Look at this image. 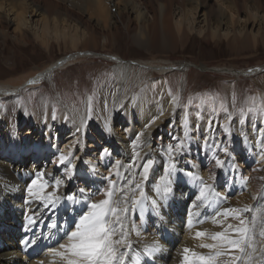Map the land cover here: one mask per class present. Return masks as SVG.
<instances>
[{
  "label": "bare ground",
  "instance_id": "1",
  "mask_svg": "<svg viewBox=\"0 0 264 264\" xmlns=\"http://www.w3.org/2000/svg\"><path fill=\"white\" fill-rule=\"evenodd\" d=\"M108 1L111 11L112 8L115 10L108 13L107 17L111 15L108 18L111 22H116L117 16L123 12L133 16L138 26L133 32V39L141 47L147 45L151 34L155 37L161 34V39L166 35L171 36L174 41H178L183 35L184 26L199 34L210 31L213 38L222 32L232 46H235L237 41L239 46H245L249 42V37L256 44L259 37H264V13L249 0H242L241 6L237 0H215L217 7L208 13L200 6L198 8V5L187 7L178 5L171 12L175 34L170 29L161 27L169 14L167 2L164 0H157L158 14L154 23L150 22L146 7L139 1ZM26 10L19 12L10 4L0 3V13L8 25L15 26L19 31L27 28L35 38L47 42V36L51 33L49 30H53L64 40L69 39L74 49L86 40V32L79 30L75 24H69L65 19H61L63 23L49 24L39 7H28ZM48 27L51 29L48 30ZM47 45L48 43L45 46ZM93 54L94 51H74L32 73L19 84L0 83V99H9L24 88L41 81L50 82L55 71ZM103 56L114 62L113 74L117 92L111 98L109 95L111 93L103 90L99 98L97 96L98 104L96 106L92 104L90 119L87 112L90 95L80 106L62 105L58 112L53 103L44 105L43 98L38 99L31 115L20 111L18 108L21 107L18 106H15V114L8 106H2L0 109V264H66L64 258L57 256L56 252L63 251L60 245L68 242L65 232L70 230L78 214L86 209L83 204H72L64 199L55 208L45 207L44 201L29 196L28 186L38 171L46 173L45 179L49 182L46 191H51V185L57 179H61L63 180V185L59 189L61 195L75 193L79 196L78 190L84 188L86 194L93 200H98L95 198L94 189L102 184L105 174L112 175L117 188H123L131 199H140V191L136 189V185L142 186L148 208L155 212L156 221L144 228L138 227L136 222L138 208L132 210L131 199L129 200L125 231L131 248L126 264H136L137 259L139 264H185V255L191 260L192 253L208 256L214 255L217 250L225 253L229 249L227 247L209 249L200 246L218 243L212 240L211 236L225 231L228 225L234 226L237 222L229 215V217L223 215L225 209H231L230 201L228 202L224 195L229 193L228 190L223 194L216 186L218 184L206 179L213 170L204 167L198 158H192L195 154L192 156L189 154L187 157L183 152V143L187 139L201 146V151L204 150V146H210L209 142L214 141L211 159L214 162L217 159L221 160L228 170L232 168L235 155L230 153L229 156L228 147L224 145L227 140L219 134L214 127V120L207 118L205 112L198 113L196 109L191 110L190 107L189 110L183 106L177 107L172 104L171 96L166 95L156 101H154L156 97L153 96V101L148 104L145 100L152 97L153 91L149 95L139 92L137 98H134L133 92H129L135 86L139 88L143 81H147V74L150 76L153 73L162 74L174 68L186 71L190 68V63L156 58L124 60L119 55L112 54ZM257 69L260 67L247 71L252 73ZM221 70L235 76L247 72L231 68ZM30 80L37 82L30 84ZM260 99L261 105L264 106V92ZM22 107L26 109L24 105ZM225 118L231 121L232 129L239 130L240 134L237 136L242 137L248 154L255 157L262 170L259 184L263 185L258 195L240 193L233 199V202L245 206L253 203L252 208L250 207L244 214L245 218H248L247 226L252 224L251 227L258 230L256 219L251 217L259 218L264 212V108L261 113L257 111L241 122L237 116L225 115ZM85 120L87 123H83ZM24 125L25 135L18 138ZM124 125L126 128L122 130ZM97 133L99 138L95 135ZM157 134L159 139L156 140L154 138ZM168 139L180 146L172 150L171 157L164 152H155L154 143L160 145L161 140L166 142ZM54 144L62 146V154L68 156L75 166V174L71 178H62L63 170L60 169L64 165L59 163V156L47 164L48 158L51 157L45 147L54 149ZM28 145L33 147L22 148ZM105 149L107 154H104ZM29 155H32L31 160L28 158ZM146 156L153 158L154 163L145 181L141 173ZM117 161L120 162L119 166ZM83 169L86 171L85 174H80ZM94 177L99 180L97 184ZM208 178L210 179V176ZM165 181L170 182L168 184L170 191L166 194L163 192ZM205 184L211 188L201 196ZM253 198L254 200L249 202ZM152 200H156L155 207ZM218 213L220 215H217ZM29 218L34 223H30ZM257 223L259 224L258 220ZM235 227L237 226L233 228ZM197 232L205 235L197 237ZM231 233L232 230H228L229 237L234 238ZM263 236L259 237L255 248V254L260 260L258 264H264ZM186 248L189 249L187 253L184 251ZM227 254L230 256V253ZM228 256L224 257L225 262L222 261L221 264H231Z\"/></svg>",
  "mask_w": 264,
  "mask_h": 264
},
{
  "label": "rangeland",
  "instance_id": "2",
  "mask_svg": "<svg viewBox=\"0 0 264 264\" xmlns=\"http://www.w3.org/2000/svg\"><path fill=\"white\" fill-rule=\"evenodd\" d=\"M136 1L141 2L146 7L148 16H150L148 17L150 22H156L158 14L157 0ZM164 1L167 2L169 14L164 20V26L162 25L161 27L170 29L174 34L176 33V29L171 12H173L176 6L182 5L183 7H187L198 5V8L200 6L207 13L217 7L215 0ZM237 1L238 5L241 6L242 0ZM249 1L255 3L260 8V11L264 13V0ZM1 2L10 4L19 12L27 11L26 8L28 7H39L49 24L53 22L60 23L62 22L61 19H65L69 24H75L79 30H84L87 37L85 41L77 45L78 48L76 46L74 49L69 39L66 38L67 40H64L61 36L56 35L53 30H49L51 28L48 27L51 33L48 34L47 42H45L42 39L35 38L27 28L19 31V29H15V26L8 25L5 17L0 13V83L19 84L32 73L74 51H94V56L83 57L55 71L50 82L41 81L36 85L24 88L20 93L12 95V97L10 96L9 99H0V109L2 106H8L12 112L14 111L13 114H15V106H18L21 107L18 108L20 111L23 110L25 113L31 115L39 98L44 99V105L50 102L53 103L57 112L62 105L72 107L73 104H76L80 106L88 95L92 98V104L96 106L98 104L97 96L99 98L103 90L109 91L111 93L109 95L112 98L115 95L114 93L117 92L114 81V62L105 59L103 54L119 55L124 60H148L156 58L160 60L169 59L168 61L173 62L183 61L190 63V68L186 71L174 68L162 74L153 73L151 76L147 74V81H143L144 83L139 88L135 86L129 92H133L134 98H137L139 92L148 93L149 95L153 91L151 95L152 99L146 98L145 100L148 104L153 101V96L156 97L154 101L162 99L165 95L171 96L173 105H177V107L183 106L187 110L190 107L191 110L196 109L198 113L205 112L207 118L211 119V121L213 119L215 122L214 127L227 140V143H224V145L228 147L229 156L230 153L235 155V161L231 165L232 168L226 170L223 166L224 164L217 166L216 162L211 159L213 155L211 147L214 141L209 142L211 143L210 146H204V150L201 151V146L197 145L193 140L187 139L183 143V152L187 154V157L189 154L191 156L195 154L192 158H198V161L204 167L206 166L213 170L211 171L212 174H208L206 179L218 184L216 186L219 190H222V193L228 190V194H223L228 198V202L230 201L229 206L231 209L252 208L253 203L245 206L233 202V199L240 193H242L241 195H251L252 193L255 196L258 195L263 185V183L259 184L261 180L260 172L262 170L255 157L253 158L248 154L242 137L237 136L240 134L239 130L236 131L231 128L232 123L225 118V115L227 117L231 115L237 116L239 122H241L247 116H253L257 111L260 113L263 111L264 106L261 105L260 96L264 92V37H259L256 44L249 37V42L245 46H239V41L235 43V46H232L222 32L218 37L213 38L210 31H207L205 34H199L190 31L187 26H184L183 35L180 39L178 38V41H174L171 36L166 35L161 39V34L158 37L151 34L147 45L141 47L133 39V32L138 28L133 16L123 12L117 16L116 22H111L108 19L111 15L107 17L111 11L108 0H0ZM120 2H126V0H120ZM27 3L28 5H26ZM113 10L112 8L111 12L115 11ZM103 11L107 12L104 13ZM105 24L106 28H104ZM46 43H48L47 46H45ZM256 67H260V69L252 73L247 71ZM221 68H231L247 72H243V75L235 76L229 72L222 71ZM23 105L26 109H23ZM207 124H209V121ZM25 128L26 126L24 125V128L19 132L18 138H22L25 135ZM125 128L124 125L122 130ZM95 135L98 137V133ZM154 139H159V135L157 134ZM154 144L153 148L155 152H164L167 155L170 154V157L173 153L172 150L177 148V142L174 144L169 139L166 142L161 140L160 145L157 142ZM23 147L33 146L28 145ZM45 148L51 157L48 158L47 164H50L51 160L62 154V146H55L54 144V149ZM169 148H171V152H169ZM31 156L29 155V160H31ZM147 158L153 159L146 156L145 159L147 160ZM65 167L66 165L60 169V171L63 170L62 178H68ZM85 172V169H83L80 174H85ZM209 176L210 179L208 178ZM104 177L102 178V184L100 183L99 187L97 186L94 189L96 193L95 198H98V200L103 198L98 193H102L108 189V179L106 178L115 181V178L110 174L109 176L105 174ZM97 181L99 180L94 177L96 184ZM253 200L254 198L250 199L249 202ZM137 208L136 222L138 223V227L144 228L151 222L156 221L155 212L148 208L145 199L143 201V208ZM245 215L241 213V218L247 221L248 218H245ZM261 215L259 218L258 216H253L256 219V225H259L258 230H254L251 227L252 224L248 226L250 229L248 233L249 243L252 246L249 247L247 243L242 245L244 247V254H240L236 250L232 252V250L227 249L226 252L230 253L232 258L225 252L224 255H221L222 258L216 259L215 264L225 262L223 261L225 256L230 258V262H226L231 264H258L260 262L255 254V248L257 240L264 233V212ZM229 216L237 222L234 226H238L239 220L234 218L233 215ZM71 230L72 227L69 231ZM231 236L237 237L233 233H231ZM237 256L240 257L238 261L234 259ZM249 256L251 259H249Z\"/></svg>",
  "mask_w": 264,
  "mask_h": 264
},
{
  "label": "snow or ice",
  "instance_id": "3",
  "mask_svg": "<svg viewBox=\"0 0 264 264\" xmlns=\"http://www.w3.org/2000/svg\"><path fill=\"white\" fill-rule=\"evenodd\" d=\"M36 80H30V84L36 83ZM225 111H227L225 109ZM88 119L92 115V98H88ZM53 118L55 116L53 115ZM87 123V121H83ZM227 131V129H226ZM180 146L177 145V148ZM225 151H227L225 149ZM171 152V148H169ZM104 154H107V149L104 150ZM104 154L101 155V159L104 158ZM138 155V154H137ZM59 163L66 165L65 172L70 178L74 174L75 166L71 163L68 156L60 154L58 157ZM154 161L152 159L146 160L142 164L143 172L141 173L143 179L146 181L148 173L152 167ZM222 161L217 159L216 165L220 166ZM120 162L117 161V166ZM174 168V165L172 166ZM50 175V174H47ZM119 175V173H117ZM46 173L38 171L36 177L32 179L28 186V194L31 197L39 199L45 202V207L51 206L55 208L62 199L71 202L72 204H83L86 210L78 214V218L74 219L72 230L66 231L67 244H61L60 249L63 251L56 252L57 256H61L66 261V264H126L128 254L131 248V242L127 239V232L125 231V221L129 212V200L131 199L123 188H117L115 181L108 179V189L101 194L102 199L93 200L86 194V189L80 188L78 190L79 196L75 193L61 195L59 189L63 185V180L57 179L54 184L51 185L52 190L46 191L49 187V182L45 179ZM169 181H165L163 192L166 194L170 191L168 184ZM211 186L205 184L201 190V196H204L205 191L210 190ZM136 189L140 191V199H131V208L135 210L137 207L143 208V201L146 199L144 191L141 185H136ZM219 195V194H217ZM83 197V199H81ZM123 203V207H121ZM152 204L156 206V200H152ZM248 208L242 209H225L223 215H233L234 218L239 220V225L233 228L232 225H228V229L223 232H217L211 236V239L218 241L213 244H202L203 248L209 249H221L229 248V250H237L240 253L244 252L242 245L249 243L248 233L250 232L247 226V221L241 218V213L248 212ZM217 215H220L218 213ZM254 219V218H253ZM30 223L34 221L29 218ZM215 222V221H214ZM135 231V229H133ZM228 230L232 232L238 238H230ZM139 234V233H137ZM197 237L205 235V233L197 232ZM264 235V233H262ZM119 237V238H117ZM185 253L189 252V249H184ZM225 253L217 250L214 255H197L192 253V259L190 260L185 255V264H215L217 257L224 255ZM239 260L240 257L234 258ZM249 259L251 257L249 256ZM136 264H139L137 259Z\"/></svg>",
  "mask_w": 264,
  "mask_h": 264
}]
</instances>
